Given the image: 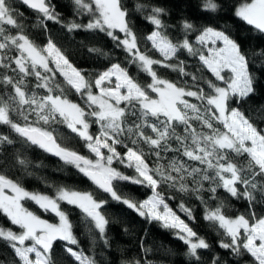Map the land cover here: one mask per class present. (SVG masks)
Returning a JSON list of instances; mask_svg holds the SVG:
<instances>
[{"label": "snow or ice", "instance_id": "obj_1", "mask_svg": "<svg viewBox=\"0 0 264 264\" xmlns=\"http://www.w3.org/2000/svg\"><path fill=\"white\" fill-rule=\"evenodd\" d=\"M19 2L37 14L42 27L51 21L69 32L104 33L150 82H139L119 62L86 76L51 39L41 47L30 38L15 0H0V126L9 130L0 132V151L8 153L20 143L58 157L112 201L173 230L186 245L191 264H202L203 252L211 245L168 203L179 197V211L195 220L193 210L183 202L184 197L195 198L204 206L203 219L222 237L220 248L235 257L249 256L251 264H264V215L255 211L264 202V128L237 106L256 91V77L241 44L224 30L198 27L188 18L179 23L183 38L174 40L169 35L174 26L165 20L170 13L150 2L135 5L151 25L142 37L133 29L123 0H71L75 15L89 19L66 24L52 0ZM199 7L204 13L223 10L221 0H200ZM234 15L264 34V0H242ZM88 51L107 55L96 48ZM184 53L198 61L195 71L187 70L186 59H181ZM254 54L264 56V49ZM156 66L178 73V79L162 78ZM70 93L82 103L69 99ZM54 125L74 133L90 155L58 143ZM13 159L27 170L29 161L19 152L13 153ZM114 164L132 173L125 174ZM119 182L142 186L150 195L143 200L124 195ZM53 191V195L29 191L0 172V214L10 222L0 226V245L11 252L0 264H54L58 241L63 242L68 264H97L81 247L62 204L83 213L94 233V245L102 242L109 247V220L102 211L108 199L67 186ZM228 198L246 201L247 212L227 215ZM25 201L54 214L58 222L30 211ZM122 264L151 262L136 259ZM207 264L227 261L210 255Z\"/></svg>", "mask_w": 264, "mask_h": 264}, {"label": "trees", "instance_id": "obj_2", "mask_svg": "<svg viewBox=\"0 0 264 264\" xmlns=\"http://www.w3.org/2000/svg\"><path fill=\"white\" fill-rule=\"evenodd\" d=\"M152 3L156 6L165 8L170 15L165 17L166 23L173 25L169 29V35L174 40L183 38V33L179 30V23L182 19H191L198 27L213 26L229 33L248 55L250 61V71L256 77L255 93L251 95L246 102L237 105L240 109L260 128H264V56L257 55L264 49V34L256 32L251 26L234 15V8L242 0H221L222 11L218 13H204L199 7L200 0H123L125 6L129 9L131 25L136 31L138 37L147 35L151 30L141 13L135 11L137 3ZM56 11L60 13L63 24L75 20L77 23H86L89 17H78L74 13V7L71 0H52ZM15 6L24 13L23 23L25 29L39 46L43 47L51 39L58 48L68 57L69 61L86 76H95L97 73L106 70L112 63L119 62L126 67L129 74L134 76L139 82H150V78L139 72L135 65L128 63L126 54L117 49L111 39L101 32H87L84 30H75L69 32L62 24L47 21V27H42L37 14L28 10L15 0ZM143 47V43L141 44ZM90 48L102 50L100 53H91ZM158 58V54H157ZM186 59L188 71H195L198 61L188 57L187 53L181 57ZM158 75L169 80L178 79V73L170 69L156 66ZM210 77V73H206ZM214 79V78H213ZM62 80V78H61ZM206 87V86H205ZM69 99L77 103H82L79 97L74 93L69 94ZM57 129V142L62 146L69 147L82 155H90L84 148L83 142L71 133L63 125H54ZM6 126H0V132L8 133ZM96 131L95 126L92 129ZM118 151L124 149L118 146ZM19 152L29 161L24 168L16 165L13 159V153ZM115 167L124 171L125 174H131L132 170L125 169L119 164ZM0 172L6 174L9 178L18 180L27 190L54 194V187L67 186L79 191L92 192L98 199L107 198L108 203L102 210L109 220L107 237L109 247H104L102 242L93 244V232H90L88 221L83 213L73 206L62 204V208L68 213L69 219L73 224V231L81 243V247L93 255L97 264H122L124 261H134L142 259L150 261L151 264H191L186 256V245L179 240L173 230L161 227L159 222L148 220L138 216L125 205L112 201L106 194L100 193L86 177L79 173L75 168L65 165L59 158L44 152L35 146H26L17 143L12 146L8 153L0 151ZM31 173V175H29ZM52 185L53 187H49ZM118 190L127 196L137 200L146 199L150 192L139 185H133L128 182H119ZM222 193V190H220ZM168 192H165V196ZM226 195V194H224ZM205 194V199H207ZM181 202L177 197L175 200H169L168 203L177 215L184 219L190 227L210 245L211 250L203 252L202 264H207L210 255H219L222 261L227 264H251V258L247 255L243 257L232 256L227 250L219 247L221 236L208 221L203 219L204 206L195 198L184 197L183 202L193 210L195 220H189L179 211L178 204ZM214 206L215 201H210ZM228 207L225 212L229 216H235L240 213H246L248 209L247 202L244 200H235L228 198L226 201ZM24 204L32 209L36 214L44 219L55 222L56 217L51 213H44L38 207L33 206L31 201H25ZM258 215H264V202L258 203L255 207ZM9 221L0 214V226H8ZM127 229V231H125ZM143 245V247H141ZM144 248L150 249L145 254ZM203 251V250H202ZM0 260L7 262L11 257L9 249L0 245ZM54 264H68V259L63 250V242L54 244L53 253Z\"/></svg>", "mask_w": 264, "mask_h": 264}, {"label": "rangeland", "instance_id": "obj_3", "mask_svg": "<svg viewBox=\"0 0 264 264\" xmlns=\"http://www.w3.org/2000/svg\"><path fill=\"white\" fill-rule=\"evenodd\" d=\"M32 203V202H31ZM33 204V206H35V207H38L37 205H35L34 203H32ZM25 207H27L26 205H25ZM28 209H29V207H27ZM30 211H33L32 209H29ZM34 212V211H33ZM38 215V214H37ZM54 215V214H53ZM44 219V218H43ZM48 220V219H47ZM49 221V220H48ZM49 222H52V221H49ZM56 222H58V218H56V221L55 222H52V223H56Z\"/></svg>", "mask_w": 264, "mask_h": 264}, {"label": "water", "instance_id": "obj_4", "mask_svg": "<svg viewBox=\"0 0 264 264\" xmlns=\"http://www.w3.org/2000/svg\"><path fill=\"white\" fill-rule=\"evenodd\" d=\"M18 2H19V0H17ZM50 154V153H49ZM51 155V154H50ZM52 156H54V155H52ZM54 157H56V156H54ZM58 158V157H57Z\"/></svg>", "mask_w": 264, "mask_h": 264}]
</instances>
